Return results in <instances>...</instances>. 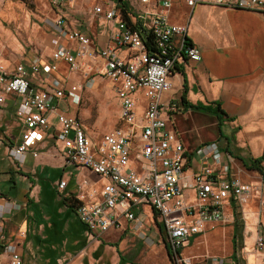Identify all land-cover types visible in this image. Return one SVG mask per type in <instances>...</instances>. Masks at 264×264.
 Segmentation results:
<instances>
[{
    "label": "built area",
    "instance_id": "built-area-1",
    "mask_svg": "<svg viewBox=\"0 0 264 264\" xmlns=\"http://www.w3.org/2000/svg\"><path fill=\"white\" fill-rule=\"evenodd\" d=\"M78 1L48 0L55 12L51 63L32 59L18 63L9 72L0 67V117L9 96L15 97V118L20 121L18 142L7 147V156L18 166L27 154L36 158L37 144L52 130L63 146L67 164L84 168L105 182L100 192L93 186L87 193L78 189L76 216L94 239L121 221H141L134 210L149 207L165 239L170 264H190L182 251L203 234L208 225L230 222L227 209L232 202L246 204L252 187L237 179H220L209 160L227 167L215 145L199 149L203 168L188 176L184 170V147L175 131L167 129L162 117V93L170 89V75L181 60L200 61V50L190 42L186 25L170 21L176 3L194 8L204 0H124L123 13L117 0H102L88 8L94 17L111 25L104 45L97 47L88 33L69 26L57 7ZM214 5L253 11L264 17V0H211ZM58 63L71 71L85 67L89 76L106 79L119 102V126L101 136L88 135L78 116L61 111L58 101L80 102L82 87L66 86L55 74ZM44 75L42 88L32 85L30 75ZM86 74V73H85ZM91 80L93 81V79ZM143 98V100H142ZM168 110L177 111L169 101ZM141 108V113L137 109ZM54 117L55 123L50 122ZM264 175V161L260 164ZM60 181L58 189H63ZM187 192L191 194L187 195ZM19 206L0 194V218ZM264 245V237L257 238ZM0 264H22L21 253L11 244L0 245ZM206 264H230L217 256Z\"/></svg>",
    "mask_w": 264,
    "mask_h": 264
},
{
    "label": "crops",
    "instance_id": "crops-1",
    "mask_svg": "<svg viewBox=\"0 0 264 264\" xmlns=\"http://www.w3.org/2000/svg\"><path fill=\"white\" fill-rule=\"evenodd\" d=\"M73 7H66L63 13L69 26L88 33L97 47L104 45L111 25L99 19L95 33L86 28L84 31L81 24L76 27L69 18L77 22L87 11ZM173 7L181 14L171 22L187 26L189 40L200 50L201 59H184L176 64L169 78L170 89L161 95L162 117L184 147L188 176L203 168L199 149L215 145L227 167L210 159L208 165L214 174L252 187L246 204L232 202L227 209L228 224L233 223L231 241L235 242L227 258L230 264H238L239 258L243 264H264V245L255 248L258 231L264 237V175L261 169L251 168L253 162L258 161L260 167L264 161V17L253 11L214 5L211 0L191 9L183 3ZM50 59L52 62L51 55ZM44 78L41 74L30 75L36 88L43 87ZM107 88L114 93L108 81ZM169 101L177 111L168 110ZM73 106L64 100L57 102L59 110L78 116ZM15 108V97L9 96L0 117V193L19 209L0 218V245H13L22 255V264H137L124 255L129 248L124 233L129 229L148 237L162 235L153 211L150 209L147 217L142 213L147 206H141L134 210L140 225L122 220L118 229L94 239L64 198L79 200V187L87 193L94 185L100 192L105 181L84 168L67 164L63 146L52 130L37 144L36 158L27 154L23 165L15 164L7 156L8 145L18 142L21 130ZM50 122L55 123L54 117ZM60 181L66 182L63 189H58ZM148 220L153 231L146 229ZM106 256L110 257L109 263Z\"/></svg>",
    "mask_w": 264,
    "mask_h": 264
},
{
    "label": "rangeland",
    "instance_id": "rangeland-1",
    "mask_svg": "<svg viewBox=\"0 0 264 264\" xmlns=\"http://www.w3.org/2000/svg\"><path fill=\"white\" fill-rule=\"evenodd\" d=\"M101 1L96 2L101 3ZM94 2V0H89V3L78 1L73 8L87 11ZM56 9L60 14L67 12L65 8L57 7ZM86 13L87 15L81 16L77 22L69 19L76 27L81 24L80 29L85 31L86 28L91 33H95L99 18L88 11ZM180 14L181 10L173 7L170 21L177 19ZM54 17L48 0H0V67L9 72L16 64L20 62L27 64L35 58L39 62H51ZM58 65L56 74L60 79L65 83H75L82 87L80 102L77 106H73V111L77 113L86 132L93 136H101L119 126L117 116L119 103L117 104L114 93L107 88V80L100 78L97 74L93 77L89 76L86 66L79 71H71L63 63ZM139 111L140 109H137V113ZM8 124L15 125V123ZM11 128V131L16 134L14 127ZM150 211V208L144 207L142 213L150 217ZM231 224L208 225L203 234L196 236L191 244L183 249V256L191 259L190 264H206L208 256L227 258L235 243L231 241ZM145 226L146 229L149 228V231L154 229L150 220ZM132 231L128 229V232L124 233L129 240L128 252L124 253L128 260L137 264L145 261L151 264H169L163 234L156 236L154 240V237H148L142 232ZM143 231H145L144 228ZM260 236L258 231V237ZM257 238L255 248L262 249V246L257 245ZM162 248L166 251L161 250ZM145 257H147L146 260ZM105 259L109 263L110 257L106 256ZM227 259L231 261L230 258ZM238 264H243L240 258Z\"/></svg>",
    "mask_w": 264,
    "mask_h": 264
},
{
    "label": "trees",
    "instance_id": "trees-1",
    "mask_svg": "<svg viewBox=\"0 0 264 264\" xmlns=\"http://www.w3.org/2000/svg\"><path fill=\"white\" fill-rule=\"evenodd\" d=\"M117 2L119 3V5H120V7H121V10H122V12L124 13L125 12V10L127 9V4L125 3V1L124 0H117ZM251 168L252 169H257V170H259L260 169V167H259V162L258 161H255V162H253L252 163V165H251ZM12 189V188H11ZM14 193H15V191H13ZM1 194V193H0ZM2 195V194H1ZM28 200H29V198H28ZM64 203L69 207V208H71L73 211H75V213H76V209H77V207H78V205L80 204V201L78 200V199H76V198H64ZM159 226V225H158ZM233 253H235V251L233 252Z\"/></svg>",
    "mask_w": 264,
    "mask_h": 264
}]
</instances>
